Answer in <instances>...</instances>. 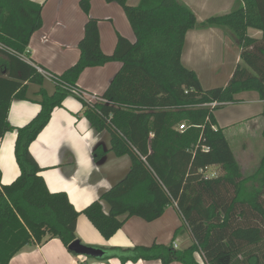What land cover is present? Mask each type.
I'll list each match as a JSON object with an SVG mask.
<instances>
[{"label":"trees","instance_id":"obj_1","mask_svg":"<svg viewBox=\"0 0 264 264\" xmlns=\"http://www.w3.org/2000/svg\"><path fill=\"white\" fill-rule=\"evenodd\" d=\"M106 1L124 8L135 41L119 34L114 52L105 53L99 20L89 17L78 44V61L62 74L50 72L56 85L50 94L44 87L46 76L39 70L43 67L29 53L30 39L42 26L43 4L0 0L4 46L0 53L6 55L2 67L6 72L0 73V137L15 129L9 122L10 104L13 98L25 97L28 83L39 85L41 105L31 121L16 129L19 176L11 184L0 185V264H9L27 245L53 238L69 249L79 240L81 213L109 239L129 217L153 221L170 204L183 218L175 235L190 231V246L181 250L173 242H155L131 248L98 247L104 251L99 260L200 264L195 257L199 252L206 264H264V155L257 170L245 176L215 116L223 104L236 102L240 92L256 91L264 102V0H237L230 12L202 22L181 0H141L135 6L128 0ZM80 6L89 14L90 0H81ZM209 26L232 31L241 61L226 85L205 89L196 71L183 65L181 55L187 32ZM248 28L261 30L262 36L249 35ZM110 61H120L121 67L100 95L104 100L90 103L79 98L92 126L110 133V150L129 155L132 164L121 181L80 212L66 192L50 191L30 145L53 110L79 88L81 73ZM213 102L218 105H208ZM185 122V129H180ZM106 152L97 147L96 159ZM212 165H219L221 171L207 176Z\"/></svg>","mask_w":264,"mask_h":264},{"label":"crops","instance_id":"obj_2","mask_svg":"<svg viewBox=\"0 0 264 264\" xmlns=\"http://www.w3.org/2000/svg\"><path fill=\"white\" fill-rule=\"evenodd\" d=\"M31 1L43 4V10L42 26L30 39L29 53L31 59L48 72L62 74L78 61L80 57L78 44L84 36L85 23L89 17L99 20L101 48L107 54L114 52L119 34L131 41L136 39L124 8L117 2L90 0V12L87 14L80 6L81 0ZM181 1L195 12L199 22L214 15L230 12L237 2V0ZM140 2L141 0H128V3L134 6ZM248 34L261 37L262 31L248 28ZM240 55L238 40L228 28L194 27L186 34L181 60L184 66L196 71L203 88L209 89L224 86L229 82L241 61ZM5 60L6 55L0 53V73L6 72L2 69ZM120 67V61L87 67L79 76L77 85L87 93L102 95ZM44 87L52 94L56 85L46 77ZM39 88L38 84L28 83L25 97L13 98L10 104L9 122L15 129L0 137V185L11 184L20 174L15 156L16 129L26 125L40 111ZM236 100L239 102L237 104L258 102L260 110L257 116L249 113L248 120L251 121L248 127L252 130L255 127L259 128L261 124L264 125V119L261 117L264 102L258 92H240L236 95ZM236 102L225 103L222 107L234 105ZM219 111L220 108L215 110L218 126L225 129L230 142V139L235 137L232 130L236 129L234 127L237 126L238 119L235 115L240 114V110L235 109L233 113L231 111L223 115H219ZM99 146L107 152L100 159H96L94 151ZM110 149V133L107 130L98 131L92 126L85 114L83 101L73 94L67 95L62 106L53 110L49 123L30 145V151L41 166L40 174L50 191L66 192L74 207L80 212L121 181L131 168L132 161L129 155L118 156ZM235 156L243 172L239 156L237 154ZM213 168L220 166L208 167L207 176L218 173L215 169L214 173L208 174ZM103 206L108 212V203L104 202ZM124 217L125 215L121 216ZM182 225L183 218L176 205L170 204L163 215L153 221H147L139 216L129 217L122 227L107 239L89 218L81 213L77 220V236L82 243L94 247L131 248L149 246L155 242L160 244L173 242L177 249L182 250L193 242L188 230L175 235V231ZM195 257L202 264L199 252L195 253ZM9 264H162V262L140 259L123 263L117 257L108 260L94 259L71 252L61 239L53 238L41 245L25 246Z\"/></svg>","mask_w":264,"mask_h":264},{"label":"rangeland","instance_id":"obj_3","mask_svg":"<svg viewBox=\"0 0 264 264\" xmlns=\"http://www.w3.org/2000/svg\"><path fill=\"white\" fill-rule=\"evenodd\" d=\"M237 103L239 102L234 103V105L221 107L218 114L223 115L224 113H230L231 111L233 113L235 109L240 110V114L235 115V118L238 119L236 121L237 126L234 127L236 129L232 130V132H235L234 133L235 137L230 139V144L235 154L239 156V159L243 166L244 175L248 176L250 174H253L257 170V168L260 165L262 156L264 155V125L261 124L259 128L255 127L252 130L248 127L249 122L251 121V119L248 120L250 115L249 113L252 112L251 114L253 116L255 114L257 116V113L260 110V104H258V102L241 103V104H237ZM232 132H230V134ZM251 153H253L252 156ZM215 169L218 170L216 172L220 173L221 168H215ZM215 169L213 168L211 169V171H208V174L214 173ZM94 259H99V258H94Z\"/></svg>","mask_w":264,"mask_h":264},{"label":"built area","instance_id":"obj_4","mask_svg":"<svg viewBox=\"0 0 264 264\" xmlns=\"http://www.w3.org/2000/svg\"><path fill=\"white\" fill-rule=\"evenodd\" d=\"M0 48H4L3 44L0 43ZM39 70L46 76L48 77L49 79L52 78V74L44 69H41L39 68ZM72 93L73 95L77 96V97H80V98H83L85 100H87L88 102L90 103H95V102H99V101H103L104 99L100 97V95H97V94H90V93H87L86 91H83L81 90L80 88L78 89H73L72 90ZM209 106L211 107H216L218 105L217 102H213V103H210L208 104ZM186 124L187 122L183 123L180 125V129H185L186 127ZM215 175V174H214ZM201 258H202V255H201ZM202 264H206L202 258Z\"/></svg>","mask_w":264,"mask_h":264},{"label":"water","instance_id":"obj_5","mask_svg":"<svg viewBox=\"0 0 264 264\" xmlns=\"http://www.w3.org/2000/svg\"><path fill=\"white\" fill-rule=\"evenodd\" d=\"M69 249L76 254L87 255L94 258H101L104 255V251L101 248L86 245L80 240L71 243Z\"/></svg>","mask_w":264,"mask_h":264}]
</instances>
